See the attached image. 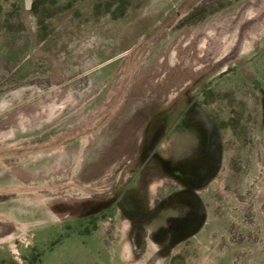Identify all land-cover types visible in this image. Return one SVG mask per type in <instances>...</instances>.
<instances>
[{"label":"rangeland","instance_id":"obj_1","mask_svg":"<svg viewBox=\"0 0 264 264\" xmlns=\"http://www.w3.org/2000/svg\"><path fill=\"white\" fill-rule=\"evenodd\" d=\"M0 264H264V0H0Z\"/></svg>","mask_w":264,"mask_h":264},{"label":"flooded vegetation","instance_id":"obj_2","mask_svg":"<svg viewBox=\"0 0 264 264\" xmlns=\"http://www.w3.org/2000/svg\"><path fill=\"white\" fill-rule=\"evenodd\" d=\"M189 108L191 109V112H185L182 114L179 121L175 124V127L183 125L189 114L199 110L196 104H190ZM197 113L199 114V111ZM175 127H173V129ZM157 150L158 147L157 145H153V142L146 145L142 144V147L137 154L138 160H141L140 162L143 161L142 165L139 169L132 172V178L125 184L115 199L105 203H97L93 206V211L95 212L92 216L93 219H100L105 216L106 211L117 209L121 216L127 219L129 223L141 222L148 218L151 219L155 217L156 214L162 211V208H166V210L171 208V198H166L164 201L156 199L151 206L145 204L143 200L145 194L137 192V190L141 192L142 188H134L135 185H137L136 180L141 177L146 164L152 160ZM140 185L146 186V183H141Z\"/></svg>","mask_w":264,"mask_h":264},{"label":"water","instance_id":"obj_3","mask_svg":"<svg viewBox=\"0 0 264 264\" xmlns=\"http://www.w3.org/2000/svg\"><path fill=\"white\" fill-rule=\"evenodd\" d=\"M253 86L256 88L258 86L257 82H253Z\"/></svg>","mask_w":264,"mask_h":264}]
</instances>
